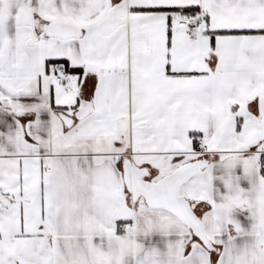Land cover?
I'll return each mask as SVG.
<instances>
[{"label":"snow or ice","instance_id":"6c2138e0","mask_svg":"<svg viewBox=\"0 0 264 264\" xmlns=\"http://www.w3.org/2000/svg\"><path fill=\"white\" fill-rule=\"evenodd\" d=\"M0 264H264V0H0Z\"/></svg>","mask_w":264,"mask_h":264}]
</instances>
